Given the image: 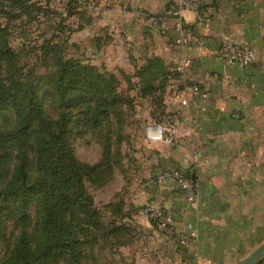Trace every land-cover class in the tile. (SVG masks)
<instances>
[{"label": "crops", "instance_id": "obj_1", "mask_svg": "<svg viewBox=\"0 0 264 264\" xmlns=\"http://www.w3.org/2000/svg\"><path fill=\"white\" fill-rule=\"evenodd\" d=\"M67 1L61 0L62 5ZM173 1L96 0L93 12L88 0H74L77 13L69 20L68 43L73 51L89 54L87 62L127 74L152 57L170 71L180 59L189 61L183 79L169 81L164 110H176L170 97L178 86L198 85L206 97L183 109L198 128L186 137L183 125L171 145L147 144L135 170L123 175L139 180L160 170H189L195 177L196 203H187L172 181L129 186V207L136 208L127 212L130 223L149 239L141 245L135 234L121 248L122 258L125 264H228L250 244L264 241V0H198V16L184 11L178 18L165 14ZM179 23L195 44H175ZM121 32L132 40L129 54L103 49ZM224 42L252 47L254 63L247 68L224 64L217 56ZM147 203L172 209L178 230H197L196 245L181 249L155 232L139 208Z\"/></svg>", "mask_w": 264, "mask_h": 264}, {"label": "trees", "instance_id": "obj_2", "mask_svg": "<svg viewBox=\"0 0 264 264\" xmlns=\"http://www.w3.org/2000/svg\"><path fill=\"white\" fill-rule=\"evenodd\" d=\"M31 1L0 0V10L7 3L11 8L27 10L31 17L36 6ZM73 2L68 0L64 6L66 16L59 15L67 26L77 13ZM62 33L63 30L39 46L41 54L52 60V68L45 78L51 83L59 113L51 119L43 111L37 94L39 77L33 71L28 75L21 73L17 67L18 54L7 40V26L0 25V164L3 158L9 162L10 151L14 152L8 178L0 184V216L2 211L9 210L8 214L20 228L10 252L0 264H58L61 259H66L67 264H84V249L97 242L99 236L105 235L116 247L123 248L140 233L130 223V215L114 221L110 229L104 227L101 213L85 184L97 189L106 187L116 173L117 156L112 155L106 144L99 162L78 161L67 141L66 128L80 121L98 125L101 119L108 120L110 115L116 114L120 105L115 94L118 76L128 85L132 84V79H137L136 97L153 107L155 104L158 116L154 118L157 119L165 112L164 97L169 81L181 80V75L168 70L158 57L145 59L131 74L121 69L108 71L66 55L68 37L63 41ZM69 34L68 30L67 36ZM2 64H7L11 72L6 82L1 78ZM73 108L80 109L74 114L68 113ZM4 112H9L8 116ZM28 145L33 154L32 162L25 150ZM182 172L195 182L193 173ZM32 200L37 201L39 209L34 232L27 229L26 214ZM119 206L107 205L120 213Z\"/></svg>", "mask_w": 264, "mask_h": 264}, {"label": "rangeland", "instance_id": "obj_3", "mask_svg": "<svg viewBox=\"0 0 264 264\" xmlns=\"http://www.w3.org/2000/svg\"><path fill=\"white\" fill-rule=\"evenodd\" d=\"M30 3L36 4L31 17L27 15V10H17L4 3L6 7L0 10V25L7 26V40L9 46L18 54L17 67L21 73L28 75L33 71L39 77L37 94L41 100L43 111L47 117L54 119L59 113L58 103L53 95L50 81L45 78L52 68V60L50 56L45 57L41 54L39 46L42 45L44 40L57 36V34L60 35L59 33L62 30L63 33L60 39L66 41L65 37H68V40H70L67 32L69 30L70 33L72 30L70 28L71 24H69L71 22H68L69 27L63 24V20L59 16L60 14L66 16L65 7L62 5L61 0H32ZM30 18L32 19L30 20ZM66 45H68V47H65L66 55L79 57L86 61L89 60V54L73 51L70 42L67 44L66 41ZM7 67V64H2L1 78L4 82L8 81L11 75ZM131 83L128 85L118 76L115 94L120 99V105L116 114L110 115L108 120L101 119L98 125H90L81 121L70 124L67 126L65 133L74 157L78 161L87 164L99 162L106 144H108L112 155L117 156L116 177L106 187L97 189L89 183L85 184L88 193L94 198L95 206L101 213V221L106 229H110V225L114 224V221H121L124 215H129L127 213L129 210L133 211L136 209H130L129 207L133 197L128 187L134 184L149 185L147 183L148 178L139 180L131 178L127 180L123 175V173L131 175V172L137 166L135 165V162L138 161L137 157L143 152L142 150H145L143 147L148 144L142 139L141 134L143 126L147 123L146 118L150 117L155 120L154 117L158 116L155 104L154 108L151 103L136 97V80L132 79ZM149 106L150 108H148ZM79 109H70L68 113L74 114ZM8 114L9 112H4V115L8 116ZM25 150L26 154L28 153L29 162H32L33 154L30 146H26ZM10 154L11 160L8 162V160H5L6 158H3L4 161L0 164V184L4 183L8 178L7 174L13 163L14 152L10 151ZM117 204L121 206L120 213L112 209ZM107 205L112 206L111 209ZM150 205L152 204H142L139 208L143 210ZM8 212L9 210L6 209L2 211V216H0V260L10 252L20 231L18 223ZM26 214L28 218L27 229L30 232H34L39 222V209L36 200L31 201L26 209ZM138 231L140 235L142 231L139 229ZM117 239H114V241L117 242ZM259 244L261 243L254 242L250 244L241 257L248 255ZM84 253V264H125L121 248L116 247L109 240V237L105 235L99 236L97 242L88 245L84 249ZM241 257L230 261L228 264L237 263L242 259ZM58 264H67V261L66 259H61ZM259 264H264V261Z\"/></svg>", "mask_w": 264, "mask_h": 264}, {"label": "built area", "instance_id": "obj_4", "mask_svg": "<svg viewBox=\"0 0 264 264\" xmlns=\"http://www.w3.org/2000/svg\"><path fill=\"white\" fill-rule=\"evenodd\" d=\"M88 2L91 10L96 11V0H88ZM184 11H191L198 16V0H175L167 5L165 14L178 18ZM174 42L178 46H184L190 42L195 44L197 41L188 28L179 23L178 35ZM107 46L120 49L125 54H129L133 50L131 38L122 32L112 35L107 44L103 46V49ZM217 56L224 64L241 68L250 67L255 61V51L252 47L234 42L222 43L217 51ZM188 67L189 61L182 58L175 64L173 71L180 74L181 79H183ZM205 97V92L198 85L184 84L180 90H175L170 97L172 104L176 106V110L164 112L159 118L146 123L142 128V139L148 144L171 145L177 139V130L183 125L188 128V133L185 136H190L191 131L197 129L198 125L185 114L183 109L189 105L196 106L197 101ZM169 181L176 184L177 189L187 203H196L195 182L186 177L182 171L176 169L160 170L149 177L147 183L151 186H161ZM142 212L147 217L152 229L164 235L176 247L187 249L196 245L197 230L193 229L185 232L178 230L173 222L174 213L172 209L150 205L146 206ZM148 239L149 235L144 232L139 235L141 245H144Z\"/></svg>", "mask_w": 264, "mask_h": 264}, {"label": "water", "instance_id": "obj_5", "mask_svg": "<svg viewBox=\"0 0 264 264\" xmlns=\"http://www.w3.org/2000/svg\"><path fill=\"white\" fill-rule=\"evenodd\" d=\"M264 261V241L235 264H259Z\"/></svg>", "mask_w": 264, "mask_h": 264}]
</instances>
